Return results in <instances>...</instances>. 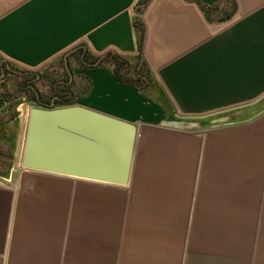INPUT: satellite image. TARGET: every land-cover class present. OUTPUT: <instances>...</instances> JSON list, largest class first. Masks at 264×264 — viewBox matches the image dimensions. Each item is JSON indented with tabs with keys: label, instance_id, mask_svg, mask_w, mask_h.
Masks as SVG:
<instances>
[{
	"label": "crops",
	"instance_id": "1",
	"mask_svg": "<svg viewBox=\"0 0 264 264\" xmlns=\"http://www.w3.org/2000/svg\"><path fill=\"white\" fill-rule=\"evenodd\" d=\"M139 1L0 0V56L29 70L81 44L135 58L138 15L156 93L111 66L77 72L76 103L139 126L126 185L15 168L23 109L0 93V264H264V108L205 131L166 124L264 97V0L223 20Z\"/></svg>",
	"mask_w": 264,
	"mask_h": 264
},
{
	"label": "water",
	"instance_id": "2",
	"mask_svg": "<svg viewBox=\"0 0 264 264\" xmlns=\"http://www.w3.org/2000/svg\"><path fill=\"white\" fill-rule=\"evenodd\" d=\"M4 69L0 78L4 76ZM201 114L189 117H206ZM24 137L15 156L21 169L126 185L131 176L139 126L82 104L22 110ZM166 124L182 126L179 121Z\"/></svg>",
	"mask_w": 264,
	"mask_h": 264
},
{
	"label": "trees",
	"instance_id": "3",
	"mask_svg": "<svg viewBox=\"0 0 264 264\" xmlns=\"http://www.w3.org/2000/svg\"><path fill=\"white\" fill-rule=\"evenodd\" d=\"M150 0H140L136 6L135 10L140 13L141 10L149 3ZM196 1L200 7L205 12L208 18H211L213 13L222 12L221 19H227L231 17L235 11L236 3L235 0H221V2L208 5L201 0ZM226 3L229 5V11L225 10L223 7ZM135 27L137 29L138 36V47L139 53L135 58H129L122 56L116 52H105L103 54H93L86 45H76L68 50L66 53L76 54L81 65L84 68L93 69L111 66L115 76L123 83L134 85L141 93L147 94L148 88L153 84V77L151 75L150 69L143 57V45L145 36L144 23L139 19L138 15L135 17ZM65 54V53H64ZM67 58V57H66ZM67 63V59H64ZM68 67V66H67ZM65 66L66 76L65 78H52L49 80V85L47 90L40 88L38 82L43 81L45 77L43 76L40 80L36 79L35 73L30 71H25L21 74H16L19 80H15L16 88L19 92L27 95L29 101L35 102V104L51 107L58 104L61 105H72L76 103V98L78 95V90H75L74 82L70 78L69 70ZM3 82V86H7L6 80H0ZM8 90V88H7ZM9 92V90H8ZM1 94L3 99L12 101L13 94L9 93ZM21 103V100H14L10 103V107L14 109ZM17 111L11 114L14 116Z\"/></svg>",
	"mask_w": 264,
	"mask_h": 264
},
{
	"label": "rangeland",
	"instance_id": "4",
	"mask_svg": "<svg viewBox=\"0 0 264 264\" xmlns=\"http://www.w3.org/2000/svg\"><path fill=\"white\" fill-rule=\"evenodd\" d=\"M64 59H67V63H65ZM5 63H10V62L3 59L0 56V65L5 64ZM10 64L14 66L15 72H11L10 74L6 76L5 80L7 82V86L5 85L3 86L4 83L0 82V93L5 94L9 90V92L13 94V99L10 103L14 102V100H21V103L19 104L21 109H23L24 107V102L27 101L29 103V100L27 99V95L17 90L16 84L14 81L19 80L18 79L19 77L16 74L19 75L25 71H30L32 73H35L36 79L38 80H40L44 76L45 79L43 81L41 80L40 82H38V84L40 88L47 90V87L50 82L49 80H52V78L67 77L66 72H65V66L66 67L68 66L67 68L69 70L70 78L74 82L75 90L77 91L79 87L78 86L79 75L77 72L79 68H84L81 65L76 54H73L71 52L61 54L60 56L55 58L51 63L37 70H29L21 66H17L13 63H10ZM154 87H155V81H153V84L148 88V93H150L152 96L156 95L154 91L155 89ZM160 98H163V96H161ZM31 106H40V105L32 104ZM262 108H264V97L257 102H250L242 106L238 105V106H233L231 108H227L221 111L219 110L220 112H215L206 117H198V118H195V117L188 118L187 117L186 118V117H179L175 115L167 119L166 121L175 120V121H179L182 123V126H175L173 124L174 127H179V128H183L187 130H192V131L194 130L195 131L197 130L205 131L207 128L213 127L217 124L237 123L239 120H243L245 117L254 115L255 111H258L259 109H262ZM20 112H22V110ZM5 155L8 156L7 152L5 153ZM20 167H21V159H19L16 168L20 169Z\"/></svg>",
	"mask_w": 264,
	"mask_h": 264
},
{
	"label": "flooded vegetation",
	"instance_id": "5",
	"mask_svg": "<svg viewBox=\"0 0 264 264\" xmlns=\"http://www.w3.org/2000/svg\"><path fill=\"white\" fill-rule=\"evenodd\" d=\"M2 69H4V76L0 78V80H5L6 76L11 72H15L14 66L10 63H5L0 65V75L2 74Z\"/></svg>",
	"mask_w": 264,
	"mask_h": 264
}]
</instances>
